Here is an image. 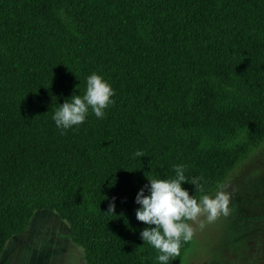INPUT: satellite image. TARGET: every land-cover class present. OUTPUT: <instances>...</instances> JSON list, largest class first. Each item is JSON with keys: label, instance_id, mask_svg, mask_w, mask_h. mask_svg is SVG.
I'll return each instance as SVG.
<instances>
[{"label": "trees", "instance_id": "trees-1", "mask_svg": "<svg viewBox=\"0 0 264 264\" xmlns=\"http://www.w3.org/2000/svg\"><path fill=\"white\" fill-rule=\"evenodd\" d=\"M92 72L115 103L61 135L51 116ZM263 144L264 0H0V259L49 211L84 264H158L147 179L184 165L213 195Z\"/></svg>", "mask_w": 264, "mask_h": 264}, {"label": "rangeland", "instance_id": "rangeland-1", "mask_svg": "<svg viewBox=\"0 0 264 264\" xmlns=\"http://www.w3.org/2000/svg\"><path fill=\"white\" fill-rule=\"evenodd\" d=\"M221 189L230 193L232 212L212 223L191 221L194 236L183 264H264V144ZM69 234L58 215L37 212L28 231L7 244L0 264H84Z\"/></svg>", "mask_w": 264, "mask_h": 264}, {"label": "clouds", "instance_id": "clouds-1", "mask_svg": "<svg viewBox=\"0 0 264 264\" xmlns=\"http://www.w3.org/2000/svg\"><path fill=\"white\" fill-rule=\"evenodd\" d=\"M78 86V85H77ZM115 90L101 75L92 72L85 77L83 93L75 92L64 100L53 112L51 119L61 135L69 129L83 124L89 112L97 119H103L106 110L114 105ZM134 157H144L136 151ZM174 175L164 178L147 179V184L136 193L134 203L135 218L146 225L139 233L143 244L147 243L157 251L158 264H169L181 255L183 244L192 241L194 229L189 223L204 217L208 223L220 217H228L232 212L230 193L217 190L213 195L202 194L199 199L189 195L183 184L199 187L204 192L200 177L189 179L184 165H173ZM147 192V194H145ZM115 198L109 203L106 213L114 214ZM200 227H203L201 223Z\"/></svg>", "mask_w": 264, "mask_h": 264}, {"label": "crops", "instance_id": "crops-1", "mask_svg": "<svg viewBox=\"0 0 264 264\" xmlns=\"http://www.w3.org/2000/svg\"><path fill=\"white\" fill-rule=\"evenodd\" d=\"M5 252V251H4Z\"/></svg>", "mask_w": 264, "mask_h": 264}]
</instances>
